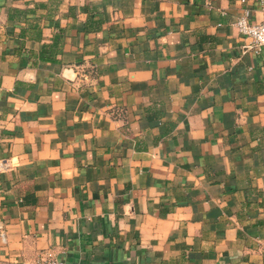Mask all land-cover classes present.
I'll use <instances>...</instances> for the list:
<instances>
[{
	"label": "crops",
	"instance_id": "1",
	"mask_svg": "<svg viewBox=\"0 0 264 264\" xmlns=\"http://www.w3.org/2000/svg\"><path fill=\"white\" fill-rule=\"evenodd\" d=\"M264 0H0V264H264Z\"/></svg>",
	"mask_w": 264,
	"mask_h": 264
},
{
	"label": "built area",
	"instance_id": "2",
	"mask_svg": "<svg viewBox=\"0 0 264 264\" xmlns=\"http://www.w3.org/2000/svg\"><path fill=\"white\" fill-rule=\"evenodd\" d=\"M250 10L243 8L239 15L232 22L237 32L248 41L246 49H251L255 52L264 47V5H263V19L256 23L249 22ZM32 264H66L54 258L39 257L33 261Z\"/></svg>",
	"mask_w": 264,
	"mask_h": 264
}]
</instances>
